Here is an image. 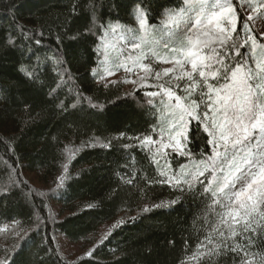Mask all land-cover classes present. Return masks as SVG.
<instances>
[{
  "label": "trees",
  "instance_id": "1",
  "mask_svg": "<svg viewBox=\"0 0 264 264\" xmlns=\"http://www.w3.org/2000/svg\"><path fill=\"white\" fill-rule=\"evenodd\" d=\"M90 2L0 0V157L8 159L5 145H14L16 171L11 175L15 178L19 173L27 184L21 186L23 191L33 193L31 200H25L20 191L0 198V256L7 248L14 255V264H241L243 252H231L223 245L199 247L217 221L206 208L198 186L181 190L152 182L161 168L153 162L154 153L141 149L134 140L113 141L111 150L101 147V143L118 137L120 132L129 137L145 133L159 119L161 108L151 106L156 108L154 118L145 103V93L156 89L152 78L153 85L147 88L138 86L141 81L136 78L133 89L125 88L124 79L103 83L93 71L103 56L93 55L92 38L78 46L68 39L82 30L85 16L92 14ZM116 2L95 0L99 22L115 19L114 13H106ZM74 6L78 15L73 14ZM118 11L125 17L122 23H127L124 10ZM252 27L259 31L254 23ZM65 32L58 51L56 37ZM9 36L11 45L7 43ZM37 39L41 40L39 45L35 43ZM258 40L264 43V39ZM57 55L66 61V76L58 75ZM37 65L35 81L20 71L36 69ZM153 68L162 72L158 65ZM57 86V98L49 96ZM78 93L91 97L92 103L104 105L103 110L92 109L87 101L76 108L69 107ZM60 100L65 101L67 112L56 107ZM153 139L157 137L153 135ZM125 143L132 147L124 149ZM189 147L198 152L200 142ZM66 149L73 151L72 159H68ZM156 160L162 167L159 156ZM167 160L173 168L188 162L179 154L174 159L169 154ZM65 164L71 178L57 189V177ZM27 174L33 175L35 183ZM129 178L132 184L126 182ZM9 182L7 173L0 171V186ZM88 204L96 207L85 211ZM145 207L150 210L143 211ZM37 217L45 221L39 229ZM119 220L124 223L100 243ZM21 226L28 232V239L16 254L20 244L13 230L19 232ZM212 234L220 243L218 235ZM60 238L86 248L71 260L68 255L72 252L65 253ZM261 239L264 227L253 234L251 245L242 236L230 238L227 243L240 244L250 254H260L253 261L260 264L264 256ZM93 245V258L84 257Z\"/></svg>",
  "mask_w": 264,
  "mask_h": 264
},
{
  "label": "snow or ice",
  "instance_id": "2",
  "mask_svg": "<svg viewBox=\"0 0 264 264\" xmlns=\"http://www.w3.org/2000/svg\"><path fill=\"white\" fill-rule=\"evenodd\" d=\"M76 7H73L74 15H78ZM90 7L92 14L85 16L82 30L68 39L78 46L91 37L93 55L103 56L105 64L126 72H142L139 81L154 79L157 90L145 93L148 97L145 103L150 106L154 118L156 108L151 106L159 105L163 112V118L154 120L145 133L129 137L126 132H120L118 137L101 143V147L111 150L113 141L134 140L141 149L154 153L153 162L161 168L152 182L181 190L198 186L206 208L217 221L212 233L220 239V243H216L209 233L199 247L220 248L223 245L231 252H243L241 264H253L260 254H250L240 244L229 245L227 241L242 236L251 245L253 234L264 227L261 224L264 221V43L258 40V37L264 39V29L256 31L252 27L256 20L264 25V0H117L106 13L108 16L115 14V19L109 23L99 22L95 0H91ZM118 9L126 13L127 23H122L125 17ZM109 34H117L127 49L128 55L123 60L120 57L108 59L103 40ZM65 35L67 32L56 37L58 51ZM7 43H13L10 36ZM35 43L39 45L41 40ZM151 61L171 67L155 71ZM65 62L62 55H57L58 75H68V70L63 68ZM38 67L21 68L20 71L35 81ZM93 71L101 80L105 79L96 69ZM105 72L108 76L114 75L107 68ZM131 83L136 84L137 80ZM57 88L53 87L49 96L57 98ZM84 101L92 109L104 108L81 93L69 107L76 108ZM56 107L62 112L68 111L64 100ZM153 135L157 139H153ZM96 139L99 142V138ZM196 141L200 142L198 152L189 147ZM130 147L132 145L127 143L123 145L124 149ZM5 149L8 159L0 157V171L7 173L10 182L0 186V198L20 191L25 200H31L33 193L23 191L21 186L27 187V184L19 173L15 178L11 175L16 171V161L12 159L14 145L6 144ZM66 151L68 159H72L73 151ZM169 154L173 159L176 154L185 157L188 165L172 168L167 160ZM156 156L164 159L162 167ZM70 178L65 164L57 177L56 188L60 189ZM126 182L132 184L133 180L129 178ZM95 207V204H88L85 211ZM149 210L148 207L143 209ZM123 223V220L113 223L100 243ZM44 224L45 221L37 217L36 228ZM13 234L20 244L15 249L18 254L28 239V232L21 226L20 231L13 230ZM55 239L52 237L53 241ZM260 246L264 252V239ZM95 249L93 245L84 257L93 258ZM56 251L58 253L59 249ZM3 252L0 264H14V255L7 248ZM260 264H264V256Z\"/></svg>",
  "mask_w": 264,
  "mask_h": 264
},
{
  "label": "rangeland",
  "instance_id": "3",
  "mask_svg": "<svg viewBox=\"0 0 264 264\" xmlns=\"http://www.w3.org/2000/svg\"><path fill=\"white\" fill-rule=\"evenodd\" d=\"M253 23L258 28L259 31L264 29V25H262L259 22V20H256ZM103 49L107 52L109 60H111V59H113L115 57H120V59L123 60L124 57H126L128 55L127 49L125 48L123 42L119 40V37H118L117 34H109L106 37H104ZM104 59L105 58L102 57V61H101L100 65L98 66V68H96V72H99L100 75H104L105 76V79L101 80L99 75H98L99 81H101L103 83H109V82H112V81H119V80H123L124 79L125 88H127V89L135 88L134 86H136L137 83L136 84H132L131 81L135 80V78L138 79L139 75H143L142 72H126L123 68H120L119 70H117L116 68L112 67L111 64H105L103 62ZM151 63H152L153 66L154 65H158L162 69V71L166 67H171L170 64L158 63L156 61H151ZM106 68L109 69L110 71H112L114 73V75L108 76L107 73L105 72ZM150 79L151 78H149L147 81L138 82L139 83L138 86H143V87H146V88L152 86L153 84L150 82ZM152 80H153V83H154L155 80L154 79H152ZM148 84H149V86H148ZM156 90L157 89H155V91ZM162 118H163V112H162V110H160L159 111V119H162ZM159 158L161 159L162 165H163L164 164V159L162 157H159ZM188 163L189 162H187L185 165H188ZM171 167H172V165H171ZM27 177H28V179L31 182L35 183V181H32L33 175L27 174ZM59 243L63 247V249H64L66 254H67V251H71L72 252L69 255L67 254L71 260L76 258L77 256H79L80 254H82L83 250L86 248V245L77 244V243H68L66 240H64L62 238H60Z\"/></svg>",
  "mask_w": 264,
  "mask_h": 264
}]
</instances>
